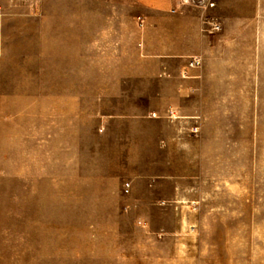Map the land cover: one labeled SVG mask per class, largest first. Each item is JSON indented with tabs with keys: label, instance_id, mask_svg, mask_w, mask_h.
<instances>
[{
	"label": "rangeland",
	"instance_id": "374dc122",
	"mask_svg": "<svg viewBox=\"0 0 264 264\" xmlns=\"http://www.w3.org/2000/svg\"><path fill=\"white\" fill-rule=\"evenodd\" d=\"M239 2L241 30L226 42L225 61L213 67L196 128L200 140L163 145L155 139L167 131L165 123L135 121L132 134L141 143L113 142L124 127L106 128L92 111L107 83L102 75L115 62L118 69L112 46L135 34L139 7L132 0L83 1L85 12L101 14L84 16L83 122L78 143L66 145L68 162H60V139L75 132V113L61 125L54 111L29 110L33 96L20 97L21 110L0 111V264H123L139 243L147 254L170 249L172 264H264V0L254 17L250 2ZM42 3L3 0L2 13L6 5L17 9L14 22L21 25L9 38L75 39V33L40 30L41 24L76 22L61 18L52 0L41 16ZM49 82L37 80L36 90ZM126 182L159 186L164 202L122 207L119 193L108 189ZM175 187L187 192L181 197ZM151 232L183 236H146Z\"/></svg>",
	"mask_w": 264,
	"mask_h": 264
},
{
	"label": "crops",
	"instance_id": "0c3cea01",
	"mask_svg": "<svg viewBox=\"0 0 264 264\" xmlns=\"http://www.w3.org/2000/svg\"><path fill=\"white\" fill-rule=\"evenodd\" d=\"M50 1L43 0L41 16L47 14ZM52 1L61 18L74 16L76 22L68 23L66 19V22L58 24H41L40 30L75 33V39L74 35L67 34L54 40L10 39L9 33L21 26L14 22L19 14L17 9L9 5H6L3 13L0 12V111L21 110L20 97L33 96V107L30 105L29 110L39 111L43 108L50 115L54 111L59 115L61 125H65L62 122H66L68 113H75V132L71 133L70 140L60 139V162L67 163L71 157H67L66 145L69 141L78 143V128L83 122L84 16H99L101 12L99 9L85 12L84 0ZM132 1L140 9L138 28L134 35L126 36L118 45L114 42L112 48L114 61L119 62L118 69L115 62L102 75L107 83L101 86L104 91L102 95L99 93L100 97L93 103L92 111L101 115V123L106 128L114 124L124 127L125 134L113 139V142L141 143V136H136V131L133 135L131 129L135 128L133 122L147 120L165 123L168 127L165 133L156 137L159 144L194 143L199 139L196 128H201L202 115L210 95L213 67L225 61L222 50L226 42H229L232 34L241 30L238 26L242 24L237 22V6L242 0ZM247 1L251 4L250 11L254 17L259 13V0ZM111 7L109 3L108 14L111 13ZM140 19L142 25L139 24ZM98 26L92 25V30H99ZM68 36L72 40H68ZM53 48L59 49L55 51L59 62L54 70ZM193 57H199L201 62L189 65ZM41 79L50 82L44 90L37 91L36 81ZM24 80L27 82H20ZM17 102L21 103L20 107H16ZM180 187H175L177 189L174 191L183 197L182 192L187 190ZM125 188L124 183L108 189L119 193L123 199L122 207L151 208L164 202L158 194L161 189L155 184L140 187L133 182L129 183L128 191ZM146 236L157 239L179 238L183 233L161 235L151 232ZM164 251L166 249L155 248L147 254L139 243L132 247L129 254H125L123 264H172L168 257L171 250ZM146 255L152 257L145 258ZM177 263L184 264V260L179 259Z\"/></svg>",
	"mask_w": 264,
	"mask_h": 264
},
{
	"label": "built area",
	"instance_id": "2783aa9c",
	"mask_svg": "<svg viewBox=\"0 0 264 264\" xmlns=\"http://www.w3.org/2000/svg\"><path fill=\"white\" fill-rule=\"evenodd\" d=\"M2 9H3V0H0V12L2 11ZM139 24L140 25L143 24L142 19H140ZM200 62H201V59L199 57H193L191 60H189L188 63H189V65H198ZM125 186H126L125 189L128 191L129 190V182H126Z\"/></svg>",
	"mask_w": 264,
	"mask_h": 264
}]
</instances>
